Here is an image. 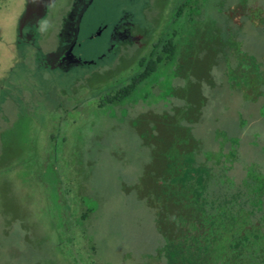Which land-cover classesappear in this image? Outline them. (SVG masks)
I'll use <instances>...</instances> for the list:
<instances>
[{"label": "rangeland", "instance_id": "rangeland-1", "mask_svg": "<svg viewBox=\"0 0 264 264\" xmlns=\"http://www.w3.org/2000/svg\"><path fill=\"white\" fill-rule=\"evenodd\" d=\"M183 1L175 17L182 0H90L78 62L10 73L25 0H0V83L20 77L27 105H42L0 91V264H168L166 246L180 258L191 247L181 227L194 221L156 195L175 159L213 166L225 144L236 151L223 176L264 174V0ZM120 21L147 45L111 48ZM173 31L172 60L123 100L95 105Z\"/></svg>", "mask_w": 264, "mask_h": 264}, {"label": "trees", "instance_id": "trees-1", "mask_svg": "<svg viewBox=\"0 0 264 264\" xmlns=\"http://www.w3.org/2000/svg\"><path fill=\"white\" fill-rule=\"evenodd\" d=\"M184 6L182 0L175 17L181 15ZM175 36L173 31L170 36L157 40L150 53L137 61L139 69L130 80L101 94L95 105L102 108L123 100L145 82L159 64L172 60L176 51ZM157 129L170 136V129L165 125ZM219 148L222 155L212 161L213 166L202 158L175 159L176 175H170L169 183L159 186L156 195L162 197L167 211L171 210L172 206L168 208L171 203L172 212L178 215L185 211L186 216L194 220L191 227H181L185 230L180 234L182 243L191 247L179 258L169 248L170 242L165 250L170 260L168 264H264V174L248 172L234 177L228 172L223 176L227 169L220 167L222 161L232 160L236 150L225 144ZM174 186L181 187L185 193L178 195Z\"/></svg>", "mask_w": 264, "mask_h": 264}, {"label": "flooded vegetation", "instance_id": "flooded-vegetation-1", "mask_svg": "<svg viewBox=\"0 0 264 264\" xmlns=\"http://www.w3.org/2000/svg\"><path fill=\"white\" fill-rule=\"evenodd\" d=\"M56 2L57 0H25L24 8L16 21L13 38L16 56L12 57L11 66L8 68L10 73L14 70L18 72L25 66L32 69L34 67L53 68L57 65L67 67L78 62L79 56L75 51L78 45L77 38L81 29L83 12L90 0H69L66 11L59 17L56 14ZM51 32H55V39L49 43L51 40H49L48 34ZM147 37L148 34L137 33L132 26L128 27L120 21L111 28L110 47L115 48L117 46L118 49L128 43L136 42L138 46L144 48L149 40ZM154 44L152 43L148 53ZM6 75L7 73H3V79L7 80L6 86L0 83V91L4 93L5 97L13 101L14 96H16L21 99L20 103L25 108L31 109L34 106L35 110L40 109L42 106L40 99L32 102L30 106L27 105V95L24 92L25 88H21L23 82L20 77L15 75L14 78ZM53 104L55 107L59 105L58 101ZM15 105L17 104L15 103Z\"/></svg>", "mask_w": 264, "mask_h": 264}]
</instances>
